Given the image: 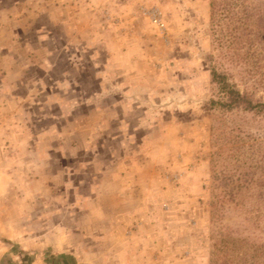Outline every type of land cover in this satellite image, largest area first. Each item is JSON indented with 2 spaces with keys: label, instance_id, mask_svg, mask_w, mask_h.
Returning <instances> with one entry per match:
<instances>
[{
  "label": "rangeland",
  "instance_id": "1",
  "mask_svg": "<svg viewBox=\"0 0 264 264\" xmlns=\"http://www.w3.org/2000/svg\"><path fill=\"white\" fill-rule=\"evenodd\" d=\"M222 65L264 102L210 0H0V264H211L214 134L264 136L212 107Z\"/></svg>",
  "mask_w": 264,
  "mask_h": 264
},
{
  "label": "trees",
  "instance_id": "2",
  "mask_svg": "<svg viewBox=\"0 0 264 264\" xmlns=\"http://www.w3.org/2000/svg\"><path fill=\"white\" fill-rule=\"evenodd\" d=\"M211 33L222 60L235 68L252 61L254 77L262 70L264 54V3L251 0H210ZM255 72V74H254ZM224 65L212 69V84L218 99L213 108L242 111L264 118V102L232 82ZM263 81H260L264 85ZM212 154V232L211 264H264V136L243 131L234 125L214 134ZM248 154V158H246ZM222 160L229 164L220 165ZM230 165V166H229ZM238 165L236 168H234ZM232 167V168H231ZM231 204V206H229ZM234 208L244 216L238 226L223 223L224 209ZM260 235H262L260 237Z\"/></svg>",
  "mask_w": 264,
  "mask_h": 264
},
{
  "label": "crops",
  "instance_id": "3",
  "mask_svg": "<svg viewBox=\"0 0 264 264\" xmlns=\"http://www.w3.org/2000/svg\"><path fill=\"white\" fill-rule=\"evenodd\" d=\"M141 238H143V236L141 235V237H138L137 236V239L138 240H141ZM133 240H135V239H133ZM144 240V239H143ZM145 241V240H144ZM150 259V258H149ZM148 259V261L147 260H145V261H147V263L146 264H151V262H150V260ZM126 264H129V262L128 263H126ZM131 264V263H130ZM144 264H145V262H144Z\"/></svg>",
  "mask_w": 264,
  "mask_h": 264
},
{
  "label": "built area",
  "instance_id": "4",
  "mask_svg": "<svg viewBox=\"0 0 264 264\" xmlns=\"http://www.w3.org/2000/svg\"><path fill=\"white\" fill-rule=\"evenodd\" d=\"M156 23L161 27V28H163L164 27V24L163 23H161V21H156Z\"/></svg>",
  "mask_w": 264,
  "mask_h": 264
}]
</instances>
